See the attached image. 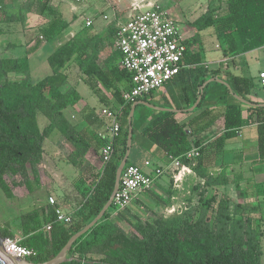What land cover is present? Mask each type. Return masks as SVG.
Here are the masks:
<instances>
[{
	"label": "trees",
	"instance_id": "trees-1",
	"mask_svg": "<svg viewBox=\"0 0 264 264\" xmlns=\"http://www.w3.org/2000/svg\"><path fill=\"white\" fill-rule=\"evenodd\" d=\"M49 2L31 0L25 6L31 10V6L35 5L39 14L50 17L39 29L37 44L19 58L0 57V189L7 198L14 197L6 181L9 175L20 176V184L29 193L41 189L40 167L44 161L45 141L56 130L72 145L73 152L67 161L76 169L84 166L91 151L98 153L108 144V139L99 134L104 122L95 111L85 116L87 124L84 127L72 124L64 113L69 107L78 112L84 111L86 107L76 87L70 85V67L78 69L83 82L101 103H107L102 91L112 92L120 134L111 160L91 184L84 185L81 190V206L70 213V224L56 222V209L64 206L58 200L54 206L48 203L22 214L12 222L0 224V234L6 239H15L17 231L22 234L20 244L37 252L36 257L29 259L34 263H44L56 257L71 237L85 228L110 199L117 168L127 150L128 119L134 104L125 102L122 97L123 92L131 88V75L121 65L120 52L116 51L102 60V52L113 45L115 33L117 40L115 23L109 26L110 34L106 38L83 29L60 46L48 58L51 74L40 81L34 83L29 76L17 80L10 78L13 74L28 73L29 55L38 49L43 40L51 42L68 28L69 24L60 11L52 8ZM0 16V23L19 22L24 18L23 15H8L4 11L3 0H0ZM191 26L196 33L185 42V63L196 65L197 70L203 69L199 66L204 63L205 57L201 32L210 29L215 31L222 56L226 58L263 48L264 0H213L207 11ZM40 36L43 40H39ZM200 71L205 72L200 83L190 82L191 73L186 70L176 77L183 75V81L188 80L186 84H181L179 95L182 102L187 100L183 104H176V109L186 110L195 104L197 96L193 92L211 78V75L207 76L206 69ZM224 76L233 93L248 100L254 87L253 80L235 76L228 70ZM213 85L224 88L226 93L223 98L219 96L220 99L231 101L224 112L226 129L240 128L245 123L241 111L244 104L236 100L234 94L222 84H209L193 113L201 110L206 100L216 98L212 94L207 96ZM188 94L192 96L187 97ZM143 100L148 101L146 98ZM248 108L251 114L257 115L259 147L264 157V108L254 105ZM208 112L204 111L188 124H181L173 112L156 111L145 106L136 108L133 142L140 134L150 144L158 146L166 158H178L182 164L191 167L201 179V185L197 187L200 190L197 200L191 208L172 217L152 212L150 221H134L121 212L122 219L131 227L130 232L112 220L115 208H110L73 245L68 258L74 259L63 264H262L264 220L254 216L259 206L242 202L251 193L264 196V187L257 185L251 191L243 192L239 202L232 208L229 196L222 195L219 198L208 190L227 184L225 174L213 176L208 173L202 154L192 159L186 157L194 146H198V143L191 141V136L209 125L208 122L199 124ZM39 115L48 120V125L43 129L39 127ZM130 165H135L132 156L127 166ZM48 225L51 226L50 232L45 230Z\"/></svg>",
	"mask_w": 264,
	"mask_h": 264
},
{
	"label": "crops",
	"instance_id": "crops-1",
	"mask_svg": "<svg viewBox=\"0 0 264 264\" xmlns=\"http://www.w3.org/2000/svg\"><path fill=\"white\" fill-rule=\"evenodd\" d=\"M82 1L83 0H81V2ZM150 1L149 0H145V1H142V0H90L87 2L86 9L90 8L92 10L97 11L99 10L101 6L100 4H102L104 6L103 8L110 9L112 13H111V16H109L107 13H105V11L102 12L104 14L103 18L107 16L108 18L107 20L110 19V21L107 22V24L105 23L99 24L97 23V19L95 20V18L97 17L95 18L89 17L85 21V27H87L86 23L88 21H92L93 24L91 27L93 29L91 31V34L95 36H99L101 38H106L108 37L110 33L109 26L111 25V23H115L116 29H117L120 24L126 22L131 16L134 15L135 5L138 6L140 10H143V8H147L149 5L157 4L154 1H151V2ZM199 1L203 2V0H199ZM212 1L213 0H210V2L206 5V7L203 6V8L201 9L202 10L201 15H203L207 11L208 6L211 5ZM30 2L31 0H3L4 11L8 15H17V16L23 15L24 18H23V21L21 20L19 22L0 23V48L4 47L3 43L1 42L2 37L8 34L19 35L17 33V28L27 29L26 32L29 33L26 36L28 40L21 44L26 47V52L34 47L33 45L34 41H31L32 37L30 33L37 30V35H38L39 29L48 22L50 17L47 14H43V15L39 14L36 11L35 5H32L31 10H28L25 6L26 4L28 5ZM68 8H69L68 13H66L64 9L58 8L63 18L65 19V21L69 24V26L60 35L62 36L60 40H58L60 36L53 40V41L55 40L59 41V42H56L57 45L55 46V49H54L55 51L60 46H62L63 44L71 40L73 37H75L81 30H83V27L78 26L77 24V21L79 19L78 7H75L69 4ZM194 21L195 20H193V22ZM202 33L203 32H201V34ZM212 37L214 39L217 38L216 36H212ZM207 38H210V37H208V35H206L205 37H202L203 40L204 39L207 40ZM39 40H43L42 36L39 37ZM37 42H38V36H37ZM46 43L47 41H44V40L41 42L40 46L36 50L37 54L44 47V45H46ZM10 46H15V45L12 44ZM36 51L32 53H35ZM109 51H110L109 49H105L102 52V56L107 57L109 55L108 54ZM116 51L118 50L116 48V43H115L114 52ZM255 51L257 50L242 54L237 57H227V58L222 57L217 60L218 67H216L214 70H211L209 66L210 65L209 62H204L199 67L201 68L203 67L204 69L207 70V76L211 75V78L209 80L220 79L226 82L224 72L228 70L235 76L245 77V78L253 80L254 85H255V78L246 77V76L241 75V73H239L240 70L242 69L241 61L243 59L241 60V58H244L246 57L247 54L253 53ZM29 61H30V56H29ZM223 61H226V63H224ZM230 62L233 63V65H230L229 64ZM206 65L208 67H206ZM196 68L197 66L195 68L185 69L186 72L191 73L190 82L192 83H200V81L204 78L205 72L202 73L200 72V70H197ZM185 70H183L181 74L185 73ZM213 75H216V77L215 78L212 77ZM182 78H183V75L180 78L179 77L174 78L172 81H170L166 85L168 86L178 85V84L181 85L182 83L186 84L185 82H187L188 80L183 81L184 79ZM209 80L206 81L202 86L198 87L195 90V92H193V94L197 96L196 102L201 95L203 98V93L201 91V88L203 86H205L206 88L211 83H218L216 81L208 83ZM257 81L260 84L259 76L257 77ZM80 83L81 82L72 84V86H75L78 91V87ZM228 90L230 91L229 88ZM170 92L172 94L170 93L168 95L165 93L162 94V97L159 99L161 103L159 105L160 108L176 109L174 107L176 104H183V102L187 100L186 99L185 101L182 102V99H180L181 97H179L180 90H178L176 87L174 89L171 88ZM200 93L202 94L200 95ZM224 93L226 92L223 87L213 85L210 87L207 96L212 94V96L214 95L216 98L213 100H206L201 110H199L196 113H193V112L197 108L193 112L182 110L180 113H175V114H177V119L179 122H181V124H188L191 120L197 118L204 111L208 110L209 112H211V113L208 112V114L203 119V121L199 123V124H202V123L208 122L209 125L205 127L204 130L191 136V141H193L194 143H198V146H194L192 150L198 149L200 151V154H202L203 156L204 166L207 169L208 173H210L213 176H218V175H221L222 173L225 174V178L228 181L227 184L209 188L208 190H209V193H213V195L215 194L219 198L222 195L229 196L230 199L232 200V208H233V206L239 202L240 195L243 194V192L247 190L251 191L257 185L264 187V157L261 155L260 147H259L260 146L259 145L260 144L259 142V122L257 120V115L251 114L248 108L249 105L244 104L238 100L240 103L244 104V106L241 107V111H242V116H243V120L245 123L240 128L228 129V130L226 129L224 112H225L227 103L228 102L230 103L231 101L227 100L226 98L225 100L219 98V96L223 98ZM79 94L81 96L80 92ZM153 95L154 93H152L149 97L150 98L151 96L154 97ZM191 96L192 94L187 95V97H191ZM81 97L84 99L83 102L86 105L84 111L78 112L77 110L72 108L71 111L69 112L67 108L64 111V113L67 119L72 124L74 125L78 124L80 127H84L87 124L85 121V116L93 112L94 109L98 106V104H97V98H94L93 96H89L87 98L83 96ZM145 98L147 99V97ZM143 99L144 98L140 99L139 101H145ZM247 99L248 100L246 101L252 104H255V103L264 104V96L253 94V89L251 90V95L247 97ZM147 100L148 101L146 102L151 104V102L149 101L150 99H147ZM95 112L96 114L100 115L99 110H96ZM183 112H186V113H183ZM101 118L103 119L104 124H103V127L99 129V134L102 137L108 136V133L106 132L108 130L107 127L109 125V120L106 118H103L102 116ZM63 139H64V142L66 143V152L64 154L65 158L57 159L55 157V159L51 162V165L49 167L51 172L54 175V178H49L50 180L49 185L47 184V182H45L44 179H41V189H39L37 193L43 192V190H46V189L56 191L58 189V185L54 184L53 180H56L59 183H62V182L66 183L69 176H72L73 178V176L76 175L75 172L71 173L70 171H68V168L73 166L69 164L67 161V158L73 152V147L72 145L67 143L64 137ZM93 154H94V151H91L89 155L87 156V160L88 161L90 160L89 162L91 163V165L96 166L100 164L101 159H100V155L99 154L97 155L96 152H95L96 155L94 157H92ZM55 155H58V153L56 152ZM131 156H132V159L135 165L143 166L146 161H149L151 163L152 168H157V167L164 168L165 173L161 178L157 180V182L155 183V186L151 190L146 191L145 193H142L127 210L122 211V213H124L129 219L135 220V221L137 219H141L143 221L144 219L147 220V218H144L143 216L144 212L141 210V208H144L148 211L157 212V213H159V210H160L161 211L160 213L164 215L165 217H172L174 215L182 214L183 212H185L186 210H188L195 204L197 197H198V193L200 191L198 190L197 187L201 185V179L196 175V173L191 167L183 164L182 168L172 170L175 167L172 166L171 158H166L164 153L159 149L158 146L150 144L140 134L136 136V140L133 142ZM76 170L77 169H75V171ZM66 172L69 174V176L68 174H66ZM40 178H41V174H40ZM72 178L70 179V181L73 180ZM159 200L160 202H158ZM38 202L40 203L41 199H39ZM242 203H248L251 205H256L255 203H259L260 205L259 209H257V211L254 213V216L261 217L264 220V196L263 195H259L257 193H251L249 197L247 199H244ZM152 204L155 207H152ZM42 206L43 204L40 203L37 206V208H40ZM62 207L65 209L66 206H62ZM67 213H71V212L67 211ZM122 213L115 209V212L112 215V220L115 222H118L119 225H120V219L121 221L123 220L121 217ZM263 230H264V227H263ZM262 248H263V243H262Z\"/></svg>",
	"mask_w": 264,
	"mask_h": 264
},
{
	"label": "rangeland",
	"instance_id": "rangeland-1",
	"mask_svg": "<svg viewBox=\"0 0 264 264\" xmlns=\"http://www.w3.org/2000/svg\"><path fill=\"white\" fill-rule=\"evenodd\" d=\"M90 0H50V6L52 8H62L68 13V5H73L75 7H78V16L79 19L77 21L78 26H82L85 31L91 34L92 27L85 28V21L89 17H97V23H105L110 21L105 20L103 18V11L107 13L109 16H111V10L107 8H103L104 6L100 4L99 10H92L90 8L86 9L87 2ZM145 1V0H142ZM150 1V0H149ZM154 1L157 4H154L153 6H159L165 10H167L171 16L179 23L181 30L186 34L188 38L195 35L196 30L193 29L191 26V23L193 20H196L201 15V9L206 7V5L210 2V0H203V2H200L199 0H151ZM150 1V2H151ZM103 3V2H102ZM140 5V4H139ZM56 6V7H55ZM143 8V10L148 9ZM27 29L17 28V33L19 35L14 34H8L4 37H2V43L4 45L3 48H0V57H6V58H18L26 54V47L24 45H21L23 42H26L28 38L26 37L29 33L26 32ZM39 33V31H38ZM214 30H207L201 34V37H205L208 35L207 40H202V44L205 49V57L204 62L210 63L211 70H214L216 67H218L217 60L222 58V50L220 47V42L218 39H214L212 36L214 35ZM110 34V33H109ZM32 39L31 41H34L33 45L35 46L37 44V30L30 33ZM116 33L114 34L113 45L108 47L110 51L108 52V56L112 55L115 50V43H116ZM192 35V36H191ZM109 36V35H108ZM62 36L58 38L60 40ZM58 40L47 42L46 45L40 50V52L37 54V51L35 53L30 54V68L29 72L24 75H11L10 78L12 80L21 79L25 76H29L31 81L38 82L41 79H43L45 76L51 74L52 69L48 63V57L50 54H52L55 50V46L57 45L56 42H59ZM209 40V42H208ZM216 40V41H215ZM212 41V42H210ZM217 43V44H216ZM15 46H10V45ZM216 45V46H215ZM107 56V57H108ZM106 56H102V60L107 58ZM243 59V60H242ZM241 65L242 69L239 73L241 75L246 77H253L255 78V85L253 88V94L264 96V88L258 83L257 77L260 76L261 73H264V48H259L257 51L247 54L246 57L241 58ZM226 63V61H223ZM230 65H233V63H229ZM204 70L205 69H199ZM201 72V71H200ZM68 74L70 75V85L80 83L78 87V91L81 93V96L87 98L89 96H93L94 98H97V104L98 106L94 109V111L99 110L100 115L102 114V111L104 109H109L114 114H116V111L113 109V96L111 91H102V95L106 99V104L101 103L99 101L98 96H96L91 89L85 84L82 83L83 79L80 76L78 69L76 67H70L68 68ZM177 88L178 90L181 89L182 85H166L162 89L154 92V97L147 96V99H150L152 105L158 106L161 104L159 99L162 97V94H172L170 92L171 88ZM170 88V89H169ZM72 107L68 108V111L70 112ZM39 127L41 129L45 128L48 125V120L43 115H39L38 118ZM108 133V130L107 132ZM136 140V139H135ZM45 153H44V161L42 166L40 167V174L41 179H44L47 184H50L49 178H54L53 173L50 170L51 162L55 159H64V154L66 152V143L64 142L63 137L60 135V133L56 130L53 132V134L45 141ZM101 151V150H100ZM58 153V155H55V153ZM97 155H100V152L96 153ZM95 152L92 157H94ZM90 161V160H89ZM88 160H86L84 166L81 169H77L75 171V167L71 166L68 168V171L71 173L75 172V176H69L68 174V180L65 183H59L56 180H53L54 184L58 185V189L55 190H43V192L37 193V190L34 193H29L27 188L24 185H21L22 178L20 176H6V181L11 188L14 197L9 199L5 196L3 191L0 189V224L3 225L6 222H12L22 214L28 213L34 209L37 208V206L41 203L43 206L47 205L49 203V197H54L56 200L62 203V205L66 206L65 211H70L73 213L75 210L79 209L81 206L82 201V192L81 190L84 188V185L89 186L94 179V177L102 170L103 165L98 164L96 166L91 165V163ZM73 175V174H72ZM73 179L70 181V179ZM41 199V202L39 203L38 200ZM255 206H260L259 203H255ZM152 207H155L152 204ZM114 207H111V210H113ZM141 210L144 212V221H150L152 220V212L148 211L144 208H141ZM161 211L159 210V214ZM135 221V220H134ZM120 225L122 228H124L127 232L131 231V227L125 222L121 221L120 219ZM16 238H22V234L17 231V237ZM262 243H263V257H262V264H264V233L262 235Z\"/></svg>",
	"mask_w": 264,
	"mask_h": 264
},
{
	"label": "built area",
	"instance_id": "built-area-1",
	"mask_svg": "<svg viewBox=\"0 0 264 264\" xmlns=\"http://www.w3.org/2000/svg\"><path fill=\"white\" fill-rule=\"evenodd\" d=\"M134 11L133 16L118 26L116 41V48L122 56L121 65L131 75V88L122 94L127 103H135L150 96L183 70L196 67L185 63L187 54L185 42L188 37L167 10L153 5H149L146 10H140L135 5ZM104 19L107 20V16ZM92 24V21H88L86 26L91 27ZM259 80L264 87V73L260 74ZM101 116L109 120L108 136H103L109 142L100 151V159L104 166L111 160L115 142L120 134V125L117 115L109 109H104ZM198 156H200L198 149L191 150L186 155L188 159ZM170 158L172 166L175 167L172 170L183 167L178 158ZM164 173V168H152L149 161L143 166H126L113 201L114 208L119 212L127 210L142 193L151 190ZM49 203L54 206L57 200L49 197ZM56 216V222L60 224L68 225L72 221L71 214L63 207L56 209ZM45 230L50 232L51 226L48 225ZM20 242V238L6 239L4 242L6 251L12 256L28 260L37 256L35 250L22 246Z\"/></svg>",
	"mask_w": 264,
	"mask_h": 264
},
{
	"label": "water",
	"instance_id": "water-1",
	"mask_svg": "<svg viewBox=\"0 0 264 264\" xmlns=\"http://www.w3.org/2000/svg\"><path fill=\"white\" fill-rule=\"evenodd\" d=\"M214 81H216L220 84H224L226 87H228L230 89L231 93L234 94L231 87L226 82H224L220 79H212V80H209L208 83L214 82ZM204 88H205V86H203L201 88L202 93L204 91ZM234 97L237 100H239L242 103L247 104L249 106L255 105L258 107H264V104H252V103L242 99L241 97H239L235 94H234ZM201 99H202V95L198 98L197 102L194 104V106L192 108L185 110V111L193 112L198 107V105L200 104ZM138 106H145L149 109H153V110H157V111H163V112L169 111V112H173V113H180L182 111V110H177V109H168V108L156 107V106H154V105H152L146 101L135 102L132 105V109H131L129 119H128L129 128H128V137H127V150H126V153H125L124 157L122 158V160H121V162L117 168V171H116V181H115L114 190L110 196V199L108 200L106 205L103 207V209L100 211V213L85 228H83L81 231H79L74 236H72L71 239L66 244V246L62 249V251L56 257H54L53 259H51L47 262H44V263H34V262L29 261L28 259H22V258L12 256L5 249L4 242L6 241V238L2 237V235L0 234V264H63V263L69 262V261L74 259V258H68V254H69L70 250L72 249L73 245L77 242V240L79 238H81L90 229H92L104 217L106 212L113 206V201H114L115 195L118 192L119 187H120L122 173H123L125 167L127 166L128 162L130 160V157H131V153H132L133 133H134L133 117L135 115V111H136V108Z\"/></svg>",
	"mask_w": 264,
	"mask_h": 264
}]
</instances>
